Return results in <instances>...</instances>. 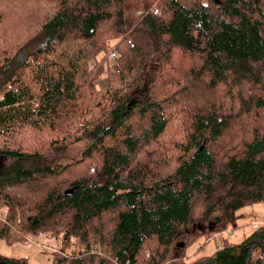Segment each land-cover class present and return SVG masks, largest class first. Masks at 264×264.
<instances>
[{
	"label": "trees",
	"instance_id": "1",
	"mask_svg": "<svg viewBox=\"0 0 264 264\" xmlns=\"http://www.w3.org/2000/svg\"><path fill=\"white\" fill-rule=\"evenodd\" d=\"M218 89L228 106L202 102ZM81 141L74 164L20 162ZM260 201L264 0H0V238L48 231L66 248L77 236L86 256L54 264H90L106 242L115 264L166 254L185 264L179 227L205 243ZM258 240L264 224L192 264H245ZM253 248L246 264H264V241ZM0 264L29 263L0 254Z\"/></svg>",
	"mask_w": 264,
	"mask_h": 264
},
{
	"label": "rangeland",
	"instance_id": "2",
	"mask_svg": "<svg viewBox=\"0 0 264 264\" xmlns=\"http://www.w3.org/2000/svg\"><path fill=\"white\" fill-rule=\"evenodd\" d=\"M103 57V54L100 53L98 55L99 60H101ZM111 62H116L113 60H110ZM98 65V59L91 58L88 62L89 68H94ZM100 66L103 70L102 73H99V85L100 87H103L107 81V65L105 63L101 64ZM245 88H250L249 85H245ZM253 89L252 93H254ZM226 91L222 89L218 90H211L207 92L203 98V103H206L208 105H223L228 106L229 102L225 98ZM258 93V91H255ZM253 95V94H252ZM202 107H205V105H199V104H193L189 111L194 109H200ZM181 134L183 135V141L184 136L186 132L183 130V128L179 129ZM167 138H171L169 140L173 142H179L178 135L175 138L173 137V133L169 132L166 136ZM116 142V141H114ZM114 146L119 147V144H116ZM207 148H211L210 144L206 145ZM85 149V143L84 141L77 142L73 145H70L67 149L48 155L42 159H22L20 162L25 167H32L34 165H71L77 162L79 159L82 158V154H84ZM217 147H214V150H216ZM182 153L181 146L179 148H176V151L169 150L165 153L167 158L170 160L173 158H176L178 155ZM161 155H164V152L161 151ZM74 170V168H73ZM66 171L68 173L72 172L71 168H67ZM58 178L47 180L48 182L55 183ZM65 181L66 177L64 174L61 176V178ZM45 181V182H47ZM62 182V181H61ZM60 183V182H58ZM1 212V211H0ZM5 210L2 211L4 213ZM196 222V220L194 221ZM236 227L231 229L230 227L225 228L224 233L217 234L216 236L212 235L211 239H209L207 242L203 243L202 235L197 236L194 241H192L190 244L189 242L196 236V230H194V233L190 235L187 233V231L190 230V224L187 226L179 227L178 229V237L173 243V247L176 244H180V250L177 253H180L183 255V261L185 264H192L196 261H198L200 258H198L201 255H210L214 252V249L218 247H222L223 239L227 238V241L230 243H239L243 238L250 235L255 229L261 227V225L264 224V201L255 202L249 205H245L241 208H239L236 211ZM256 224V227H253L252 224ZM203 224L206 225V222L203 221ZM227 242H224V244ZM189 244V245H188ZM202 244V247L197 249V247ZM188 245V247H187ZM185 246V247H184ZM112 246L110 242H106L105 245L99 249H97L95 246L92 249L91 252V258H93V261H90V264H102L105 261L110 262V264H115L111 261L110 255L113 253ZM259 250L256 248H253V251L251 252V255L248 260L251 262L254 261L257 256L260 254L258 252ZM0 254L7 256V257H14V258H21L24 257L28 261L29 264H54L53 263V257H59V258H79L82 256H86V248L84 244L80 241V239L77 236H73L71 238L70 245L68 247H64V244L62 242V239L58 236H55L51 232H39L36 234H28L27 241H14L13 243H8L5 238H0ZM88 255V254H87ZM147 255V254H146ZM90 257V255H88ZM167 254L164 256L166 257ZM109 257V258H108ZM164 257H160L159 259H148V257L143 258L142 260H139L135 264H172L168 259L164 260ZM198 258V259H197Z\"/></svg>",
	"mask_w": 264,
	"mask_h": 264
},
{
	"label": "water",
	"instance_id": "3",
	"mask_svg": "<svg viewBox=\"0 0 264 264\" xmlns=\"http://www.w3.org/2000/svg\"><path fill=\"white\" fill-rule=\"evenodd\" d=\"M197 227H199V226L197 225ZM262 241H264V240L253 241V242L251 243L250 247H249V250L251 251L252 248H253L254 246H256L258 243H260V242H262ZM250 251H249V252L247 253V255H246V258H245V264H246L247 260H248L249 257H250ZM200 264H212V263H200Z\"/></svg>",
	"mask_w": 264,
	"mask_h": 264
},
{
	"label": "built area",
	"instance_id": "4",
	"mask_svg": "<svg viewBox=\"0 0 264 264\" xmlns=\"http://www.w3.org/2000/svg\"><path fill=\"white\" fill-rule=\"evenodd\" d=\"M154 12L156 13V10H155ZM0 214H1V213H0ZM252 226H253V227H256V224L253 223ZM217 234H220V233H217ZM217 234H214V235L216 236ZM216 248H218V246H217Z\"/></svg>",
	"mask_w": 264,
	"mask_h": 264
}]
</instances>
